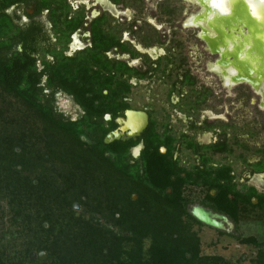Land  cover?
<instances>
[{
	"label": "flooded vegetation",
	"instance_id": "obj_1",
	"mask_svg": "<svg viewBox=\"0 0 264 264\" xmlns=\"http://www.w3.org/2000/svg\"><path fill=\"white\" fill-rule=\"evenodd\" d=\"M176 1L183 7L178 19ZM176 1L0 0V62L34 68L43 96L53 98L56 114L72 121L84 112L57 84V68L73 77L80 67H105L110 76L116 72L114 79L128 90L116 96L103 91L111 112L93 118V127L108 130L103 143L134 142L130 155L138 161L144 137L152 131L160 154H169V161L188 176V214L197 221L194 214L211 212V220L223 228L197 221L201 228L235 240L254 239L256 244L248 246L256 256L264 248V95L250 82L257 73L239 72L243 79L226 89L208 70L210 63L226 65L217 52L222 45L208 44L197 35L203 30L187 24L199 14L197 3ZM188 29L196 41L191 65L188 35L181 34ZM228 185L232 206H239L236 224L215 212L209 199ZM247 223L254 233L243 237L238 232Z\"/></svg>",
	"mask_w": 264,
	"mask_h": 264
},
{
	"label": "trees",
	"instance_id": "obj_2",
	"mask_svg": "<svg viewBox=\"0 0 264 264\" xmlns=\"http://www.w3.org/2000/svg\"><path fill=\"white\" fill-rule=\"evenodd\" d=\"M92 69L80 67L77 77L56 70L57 84L84 112L72 121L43 96L34 68L0 62V264H231L205 253L202 225L188 214V176L160 154L152 131L138 161L134 142L103 143L108 130L93 127V118L111 112L103 91L128 88L116 72ZM231 195L228 185L209 199L236 224ZM10 244L19 249L11 254ZM40 252L47 260L31 259ZM249 264H264V248Z\"/></svg>",
	"mask_w": 264,
	"mask_h": 264
},
{
	"label": "clouds",
	"instance_id": "obj_3",
	"mask_svg": "<svg viewBox=\"0 0 264 264\" xmlns=\"http://www.w3.org/2000/svg\"><path fill=\"white\" fill-rule=\"evenodd\" d=\"M192 2L198 4L199 0H192ZM232 2L233 0H207L208 8L214 11L206 13L202 8L200 14L188 19L187 24L204 29L197 34L201 39H204L206 35L210 38H215L216 32L211 30L209 25L218 18L230 17L233 14ZM257 3L258 0H247L246 6L250 13V18L257 22H264V12L257 7ZM231 31L233 32L232 38L227 39L222 46L217 48L218 54L223 56L226 53H232L239 46L241 50L237 52V59L241 62H249L251 70L254 71L258 66L259 58L253 60L249 55L250 49L253 46L252 40L259 39L264 42V35H258L253 38L251 34L243 28H234ZM49 59H51V57H49ZM208 70L216 73L221 78L223 86L226 89H231L243 79V77L239 75V69L231 63L226 65L219 62L210 63L208 65ZM73 118L75 119V117Z\"/></svg>",
	"mask_w": 264,
	"mask_h": 264
},
{
	"label": "water",
	"instance_id": "obj_4",
	"mask_svg": "<svg viewBox=\"0 0 264 264\" xmlns=\"http://www.w3.org/2000/svg\"><path fill=\"white\" fill-rule=\"evenodd\" d=\"M240 1L237 4H235L236 6L233 9V14H232L231 18H218L214 22L210 23L209 28L216 32L217 38H215L214 40H209L208 38L206 39V37H204L205 40L208 42V44L211 45L212 42H217V43L220 42L221 45H223L227 39H230L232 37L231 35L233 32L231 30L234 28H243L245 31L249 32L253 38L255 36H258V35H264V28H263L264 26L262 27V24H257L256 22L250 21L248 18L245 17V13L239 12L240 9H243V7L239 5ZM206 4H207V1H205V0H202V1L200 0V4H197L200 7L199 14H200L202 8L204 9V11L206 13L209 12L208 11L209 8L206 7ZM200 29L204 30L202 28H200ZM252 44H253V46L256 44H258L259 46H262L260 48V51L258 50L259 52H258L257 57L251 56V58L253 60H256L259 58L257 70H259V74H261V72L264 71V42H262L259 39H253ZM253 46L250 49L249 53H251V50H254L255 46L254 47ZM238 51H240V49L237 47L234 52L229 53V54H227V53L224 54L223 59L225 60V64L231 63L235 67L239 68L240 74H245V76H249V77L251 76L252 77L253 74L255 73V71L251 70V66L247 61L241 62L237 59V52ZM260 77H262V76H260ZM263 78H264V76H263ZM259 79H260L259 76H257L256 79L252 78L250 80V82L254 86H256L257 89L260 88V86L258 85ZM133 200H136V196H134ZM210 214H211V212H208V211L205 213L203 212L202 214L196 213V214H194V218L207 227L217 229V230L222 229L223 225L211 220ZM225 221H226V218H225ZM37 257L39 260L43 261L44 258L46 257V254L44 252H40L37 254Z\"/></svg>",
	"mask_w": 264,
	"mask_h": 264
},
{
	"label": "rangeland",
	"instance_id": "obj_5",
	"mask_svg": "<svg viewBox=\"0 0 264 264\" xmlns=\"http://www.w3.org/2000/svg\"><path fill=\"white\" fill-rule=\"evenodd\" d=\"M175 3L177 4L178 8L180 9L179 13L177 15V18H176V19H178L179 14H180L183 7H182L181 3L177 2V1ZM235 6H236L235 4H232L233 9L235 8ZM188 9H189V6H188ZM263 26H264V22H262V27ZM181 34L188 35V64H190V65L195 64L194 63V57L192 58L191 57L192 55L190 54L191 51L193 49H195V44H196V41L191 36L193 34V31L188 29V31L182 32ZM178 37L181 38L183 41L185 40V38L182 35H179ZM254 46H255L254 50H251V53H249L250 57L251 56L257 57L258 52L260 51V48L262 47V46H259L258 44L254 45ZM238 48L241 50V48L239 46H238ZM256 75H258L259 77L261 76V74H259V70H257ZM1 205L4 206L5 204L1 203ZM5 210H6V207H5ZM3 223H4V226H8L9 222H8L6 217L4 218ZM252 227H249L248 223L247 224H241L240 229H239L240 231L238 233L241 234L243 237L251 236L254 233V231H253L254 228H252ZM197 229H198L199 237L201 239V244L203 245L205 253L207 252L210 254H218L220 256H223L225 259L229 260L231 262V264H249V261L255 257L253 254V251L251 250V248L249 246L240 245L237 240L232 238L233 236L229 237V238L224 237L221 234H216L214 231H212L206 227H203V228L200 227ZM238 233H235L236 236L234 235V237H237ZM5 239L10 240V236L7 235L5 237ZM214 241H217L218 243L215 245V244H213ZM8 249L12 254L15 251H17L19 249V247L14 245V244H10V246H8ZM36 258H37L36 254L32 255V257H31L32 260H36ZM45 260H47V257H45L43 261H45Z\"/></svg>",
	"mask_w": 264,
	"mask_h": 264
},
{
	"label": "bare ground",
	"instance_id": "obj_6",
	"mask_svg": "<svg viewBox=\"0 0 264 264\" xmlns=\"http://www.w3.org/2000/svg\"><path fill=\"white\" fill-rule=\"evenodd\" d=\"M189 1H191V0H189ZM205 1H207V0H205ZM240 0H233V2H232V4H237L238 2H239ZM198 4H200V1H199V3ZM239 5L240 6H242L243 7V9H240V11L239 12H242V13H245V17L246 18H248L250 21H252V22H256L257 24H262V22H257L256 20H254V19H252V18H250V13H249V11H248V9H247V0H241L240 1V3H239ZM206 7H208L207 6V4H206ZM257 7L258 8H260L261 9V11L262 12H264V0H258V3H257ZM208 11L209 12H212V11H214V10H212V9H208ZM244 11V12H243ZM232 16V15H231ZM231 16L230 17H226V18H231ZM245 18V19H246ZM256 37V36H255ZM253 53V52H252ZM229 54V53H228ZM257 68L258 67H256L255 68V73H257ZM258 76V75H257ZM261 76L262 77H259L260 79L258 80L259 81V86H260V88L259 89H256L257 91H261V94L262 95H264V78H263V76H264V71H262L261 72ZM261 82H263V83H261ZM262 84V85H261ZM262 86V87H261ZM130 119V118H129ZM139 122V121H138ZM131 125V124H130ZM141 125V124H140ZM135 128V127H134ZM133 129V128H132ZM131 129V130H132ZM142 130V129H141ZM138 149V148H137ZM134 151V150H133ZM136 155V154H135ZM196 212H198V211H196Z\"/></svg>",
	"mask_w": 264,
	"mask_h": 264
},
{
	"label": "snow or ice",
	"instance_id": "obj_7",
	"mask_svg": "<svg viewBox=\"0 0 264 264\" xmlns=\"http://www.w3.org/2000/svg\"><path fill=\"white\" fill-rule=\"evenodd\" d=\"M125 38H127V36H126ZM81 47H82V45H81ZM152 51L155 52L156 49H153ZM133 63H135V61H133ZM138 153H139V149H137V154H138Z\"/></svg>",
	"mask_w": 264,
	"mask_h": 264
},
{
	"label": "crops",
	"instance_id": "obj_8",
	"mask_svg": "<svg viewBox=\"0 0 264 264\" xmlns=\"http://www.w3.org/2000/svg\"><path fill=\"white\" fill-rule=\"evenodd\" d=\"M217 243H218V242H217V241H215L213 244H215V245H216Z\"/></svg>",
	"mask_w": 264,
	"mask_h": 264
}]
</instances>
